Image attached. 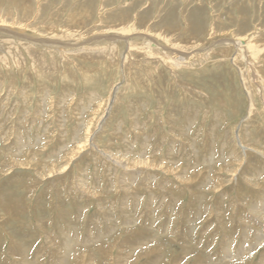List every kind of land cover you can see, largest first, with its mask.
<instances>
[{
	"label": "rangeland",
	"instance_id": "1",
	"mask_svg": "<svg viewBox=\"0 0 264 264\" xmlns=\"http://www.w3.org/2000/svg\"><path fill=\"white\" fill-rule=\"evenodd\" d=\"M0 264H264V0H0Z\"/></svg>",
	"mask_w": 264,
	"mask_h": 264
},
{
	"label": "bare ground",
	"instance_id": "2",
	"mask_svg": "<svg viewBox=\"0 0 264 264\" xmlns=\"http://www.w3.org/2000/svg\"><path fill=\"white\" fill-rule=\"evenodd\" d=\"M241 41H242V40H241ZM151 45H152V46H153V45L156 46V44H151ZM236 45H238V47H239L238 49H240L239 52H240V54H241V53L243 52V50H245V47H246V46H245V45H242L241 42H240V43H237ZM238 54H239V53H238ZM176 57H177V56H176ZM248 57H250V56H248ZM248 59H249V58H248ZM184 60H185V59H184L183 57H181V60H180L181 62H179V63H182V61H184ZM177 61H178V60H177ZM171 63L173 64V67L176 66V64H177V63H173V62L170 61V64H171Z\"/></svg>",
	"mask_w": 264,
	"mask_h": 264
}]
</instances>
